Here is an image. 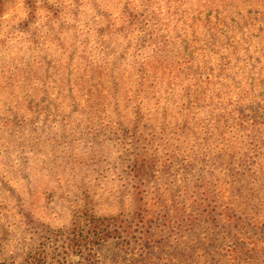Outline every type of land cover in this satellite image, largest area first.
<instances>
[{
  "label": "rangeland",
  "instance_id": "rangeland-1",
  "mask_svg": "<svg viewBox=\"0 0 264 264\" xmlns=\"http://www.w3.org/2000/svg\"><path fill=\"white\" fill-rule=\"evenodd\" d=\"M26 1L9 0L0 10V264H23L41 240L48 242V254L55 248L51 264H243L233 259L241 240H264V232L247 225L239 233L240 227L206 221L194 200L219 202L256 225L264 221L259 206L264 171L253 164L257 175L239 178L233 188L234 177L217 165L224 139L232 134L217 120L218 105L243 103L240 98L248 97L241 89L249 86L263 102L264 54L250 67L241 31L234 30L237 46L221 52L200 17L186 13L193 0H183L177 13L167 15L166 6L175 1L156 0L155 15L163 21L156 41L171 35L183 46L182 58L191 59L204 79L190 88L193 93L199 88L191 101L175 106L181 92L172 83L176 68L162 63L154 45L139 36L143 30H123L126 17L106 27L126 0H35L33 15ZM201 2L206 12L223 8L227 17L230 10L252 11L258 17L254 30L264 23V0ZM211 21L217 23V15L212 13ZM184 22L191 25L185 33ZM173 49L162 53L166 60ZM221 77L229 91L217 95ZM142 96L146 101L138 105ZM145 152L153 165L145 174V206L171 218L149 228L163 238L160 243V238L144 241L142 222L132 221L136 183L129 164ZM84 200L98 216L121 215L131 227L125 240L75 252L64 238L54 241L51 231L67 237Z\"/></svg>",
  "mask_w": 264,
  "mask_h": 264
},
{
  "label": "trees",
  "instance_id": "trees-1",
  "mask_svg": "<svg viewBox=\"0 0 264 264\" xmlns=\"http://www.w3.org/2000/svg\"><path fill=\"white\" fill-rule=\"evenodd\" d=\"M8 1L9 0H0V10L1 8H4ZM113 1L121 3V0ZM126 1L125 9L120 14L118 13L114 18L111 17L110 22L107 23L106 27L112 26L114 20H121L126 17L127 25L123 24L120 26L123 30H125L124 27L126 29L131 28L130 31H136L138 29L143 30L139 36H142L143 34V40L154 45V48L157 50L156 52L159 54V58H162V63L171 66L169 69L174 70V68H176V75H174L172 83L176 87H179L181 92L178 93L179 99H175V106L179 105V102L185 99L191 101V96L197 93L199 88L197 87L194 93L190 88H194L196 81H204V79L202 80V77L196 75L197 73L194 71L196 68H192L191 59L186 57V55L182 58V55L184 54L183 46L175 40L172 41L171 35H166V37L162 39L163 41H156V33L160 31L161 24H163V21L161 23L157 21L155 15V12H158L160 9L159 5L156 4V0H143L141 4L138 3V0ZM174 1V6H166L167 9L164 15H167L169 12L177 13L178 10L181 9V2L183 0ZM26 3L30 10V14L33 15V13H36L37 5L35 0H27ZM204 6L205 5H202L201 0H193V3H190V8L186 9V13L192 15V18L197 16L200 17L199 22H201V27L206 30V33H209L210 41H219L220 44L218 47L220 46L221 52H223L224 48H235L237 46L240 37L236 35L234 30L241 31L242 36L245 39L244 43L248 45L247 50H244L246 52V55L243 56L245 57L244 60L248 66L256 67L261 60L259 53L264 54V41L256 44L255 38L264 36V23H261L258 26V29L254 30L252 26L258 17L257 15L256 17H252L253 12L250 10L246 11L245 14L240 11L233 12L230 10V17H227V14L222 12L223 8H211L206 12L207 7ZM230 6L231 5L227 6V8ZM212 13L214 16L217 15V23L211 21ZM178 22H181V20H178L177 24ZM186 23L187 22H184L182 24L181 30L183 33L187 31V27L191 26L185 25ZM215 28L219 30L218 33L214 32ZM171 46L174 47V56L172 59L166 60V56L162 55V53L168 50ZM208 50L211 51L209 46ZM260 64L262 66L261 74H264V58L261 60ZM113 68L116 69L117 65ZM139 70L144 77L147 70L144 62ZM189 72L192 73L190 74ZM208 78V76L205 77V81L212 83L213 80H208ZM191 81H194V83H190ZM215 83V88L218 90L217 95H222V93L224 94L229 91V83L223 81L222 77ZM198 84L199 83H197V85ZM260 87L264 90V84ZM241 90V92L244 93L243 96H247L248 98H240V100H243L244 102L237 103L234 106H232V104L228 106L225 103H221L220 106L218 105V108L221 110L217 117V120L225 125V132L227 130L232 131V134L224 139L222 144V156L219 151L218 155L220 159L217 162L218 164H216L225 167L229 172L230 177H234V179H230L229 181L233 188L238 187L235 185V182L241 180L239 178H249L250 176L257 175L252 169L253 164H257L260 169L264 171V99L263 102L255 100L253 98V90L250 86L247 89L242 87ZM261 95L262 94L260 93V96ZM143 101H146L145 96H142V101H139L138 105H144ZM177 112H180V109ZM230 126L231 129H228L227 127ZM151 157L152 156L149 157L146 152L142 153L140 156L135 154V158L129 164L132 173L131 175L136 183V187L134 188L136 210L132 217V221L136 223L142 222L141 232L144 241L153 238H160V243L163 238L160 237L158 233H154L153 227L151 232L149 231V228L156 220H162V223H168L169 221L171 222V218L169 219L167 215H163L159 212L150 211L145 206V174L146 170L149 169L148 167L153 166L151 163ZM239 169H241V172H239ZM244 180L241 185L246 183ZM252 182H254V180H251L249 183L251 184ZM194 203L196 204L195 206H197L196 208L198 209L199 217L204 218L206 221L222 223L223 227H226V229H236L237 227H240V229H238L239 233H241L240 231L242 229H246L247 225L256 228L259 227L258 230L264 232V221L259 222L258 225L251 223L249 222L247 215L237 213L238 211L236 212L229 207H222V204L219 202H216V204H213L212 201L204 203L203 200L199 198L195 199ZM260 204L262 205L259 206L264 208V201L263 203L260 202ZM203 205L206 207H202ZM75 215L74 227L70 229L67 237H62L60 230H50L55 236L54 241H57L59 238H64L66 246L74 252L80 251L90 245L94 246L95 244H101L103 241L110 239L116 238L123 241L125 240L124 232H129L131 230V227H128L129 224L125 225L126 221L124 218L122 219L121 215L98 216L94 213L92 207H90L86 200L80 205ZM228 232L230 233L231 230ZM236 234L237 232L234 235ZM257 242H261L262 246H258ZM48 246L49 244L46 240H41L38 247L26 255L23 264H51L49 258L53 259L52 254L55 248L50 251L49 257L47 251ZM240 246V249H237L238 253H236V256L233 257V259H241L243 264H264L263 239L258 238L255 240L247 237L246 240H241Z\"/></svg>",
  "mask_w": 264,
  "mask_h": 264
}]
</instances>
